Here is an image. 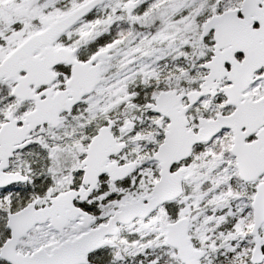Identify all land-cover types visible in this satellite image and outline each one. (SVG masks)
<instances>
[{"label": "snow or ice", "instance_id": "6c2138e0", "mask_svg": "<svg viewBox=\"0 0 264 264\" xmlns=\"http://www.w3.org/2000/svg\"><path fill=\"white\" fill-rule=\"evenodd\" d=\"M0 264H264V0H0Z\"/></svg>", "mask_w": 264, "mask_h": 264}]
</instances>
